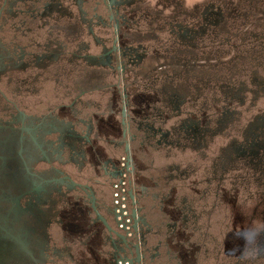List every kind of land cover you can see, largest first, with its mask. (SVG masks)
Segmentation results:
<instances>
[{"label":"crops","instance_id":"1","mask_svg":"<svg viewBox=\"0 0 264 264\" xmlns=\"http://www.w3.org/2000/svg\"><path fill=\"white\" fill-rule=\"evenodd\" d=\"M102 1L47 0L46 9L40 11L41 7L31 5V14L25 16L30 2L3 0L2 7L12 4L14 12L8 25L12 41L31 46L30 55L34 56L28 64L18 63L12 68L18 94L20 88L28 93L23 98L24 107L12 102L13 114L17 110L55 131L60 127L74 130L80 139L74 145L64 144L60 156L51 145L48 150L43 147L50 152L47 157H41L38 148L27 157L33 177L50 189L48 209L62 221V233L53 235L46 244V259L39 261L38 254L32 253L34 264H113L117 252L128 255V250L110 239L92 210L94 204L100 214L107 211L111 184L125 155L135 167L140 224L147 233L143 239L147 247L144 264H158L159 260L167 264L165 259L182 264L177 255L180 246H172L171 239L162 244L160 228L167 238L174 234L169 208L174 206L171 199L177 196L179 185L174 192L171 183L186 175L190 166L175 159L174 152L206 141V124L205 132L198 136L191 132L193 127L184 131L188 124L180 119L185 102L195 98L194 67L202 57L205 63L212 61V55L221 58L219 53L228 45V36L249 32L251 26L245 20L253 18L255 22L262 0H220L224 10L215 0L201 5L188 0L193 5L184 10L180 0H115L117 12L125 19L120 38L139 60L140 70L130 79L110 70V26L104 21L107 15ZM245 1L252 4V10L245 9ZM220 10L224 14L217 16ZM202 41L208 50L204 56L200 53ZM165 43L168 51L158 50ZM31 68L36 72L22 74ZM166 68L179 80L167 79ZM140 178H145L146 184H141ZM55 179L64 182L50 185ZM158 183H167L164 191L157 189ZM56 188L60 190H52ZM164 212L170 219L162 225ZM187 244L183 247L194 264L199 259L198 250L191 251ZM194 247L195 243L191 245ZM202 260L206 264L205 255Z\"/></svg>","mask_w":264,"mask_h":264},{"label":"rangeland","instance_id":"2","mask_svg":"<svg viewBox=\"0 0 264 264\" xmlns=\"http://www.w3.org/2000/svg\"><path fill=\"white\" fill-rule=\"evenodd\" d=\"M195 1V5H201L207 0ZM215 2L222 4L220 8L223 10L226 8L220 0ZM106 4L105 12L107 6H112L110 0H106ZM178 4L183 10L193 5L188 0H180ZM242 4L246 10L253 8L247 1ZM2 5L3 0H0V9ZM4 8L11 6L6 3ZM259 9L255 22L253 18L245 20L251 26L246 27L249 32L233 38L228 36V45L219 53L221 58L216 59L212 55V61L205 63L202 57L194 67L195 98L185 102L180 119L188 124L184 131L193 127L191 132L198 136L205 132L206 124V145L200 144L187 151L180 147V151L174 152H177L175 159H179L181 164L186 161L190 166L186 175H180L171 183L174 188L179 185L177 196L173 195L171 199L175 207L169 208L174 220V234L167 238L168 235H164L160 228L162 244L166 245L171 239L172 246H180L177 255L181 257L182 264H193L183 247L187 243L191 251L198 250L199 259L197 257L194 264H204V255L206 264H264V0L260 2ZM119 17L123 18L122 13H118V23L115 24L116 49L119 51L112 56L110 70L119 77L127 75L130 79L140 70L139 60L134 58V54L133 57L127 55L131 53L126 52L129 45L120 38L125 22ZM104 21L110 26L107 47H111L115 39L113 24H109L107 16ZM6 25L3 37L10 44L11 28ZM167 47L165 43L158 50L166 52ZM200 50L203 56L208 53L203 41ZM36 70L31 68L22 74L35 73ZM12 71L9 69L1 73L4 75L0 74V119L11 117L14 111L12 102L24 107L23 98L28 96L22 92L26 88H20L18 94ZM165 71L167 79L172 82L179 80L172 75V69L166 68ZM18 73L14 72V75ZM139 181L146 184L145 178ZM134 182H137L136 176ZM134 185L137 191L136 183ZM166 185L158 183L157 189L162 192ZM174 188L172 190L176 192L177 188ZM162 216H165L162 218L164 225L170 218L165 212ZM180 241L182 243L179 244ZM194 243L196 247L191 248ZM147 256L150 255L147 253ZM163 261L175 264L173 259ZM161 263L159 260L158 264Z\"/></svg>","mask_w":264,"mask_h":264},{"label":"flooded vegetation","instance_id":"3","mask_svg":"<svg viewBox=\"0 0 264 264\" xmlns=\"http://www.w3.org/2000/svg\"><path fill=\"white\" fill-rule=\"evenodd\" d=\"M27 1L28 3L30 2V5L25 7L27 10L25 16L31 14L33 10L32 6L34 8L41 7L42 10L40 11H43L47 7V0ZM103 2L104 5H107L106 0L101 3ZM110 2L112 6L106 7L107 21L109 24H113L112 31L115 39L107 57H109V62L112 63L113 54L119 51V48L118 51L116 49L117 25H115L118 23L116 19L118 12L114 3L115 0H110ZM10 5L11 8L5 10L4 7H1L2 9H0V23L4 22L2 30H0V74L12 69L18 63L28 64L30 58L32 61L34 60V56L30 55L33 52L31 46H20L15 40V42L12 41V36H10V41H12L10 44L4 41V25L6 23L9 25V21L14 18L12 4ZM121 20L125 22L123 18ZM129 26L130 23L127 21V27ZM128 49L129 47H127L126 52L129 51ZM126 52L123 51L124 54ZM127 55L130 56L132 54L127 53ZM125 111V107H123V129L124 135L127 136L128 129ZM53 131L55 133L49 134V132ZM79 141V136L74 130H66L60 127L58 131H55V129H51L43 123L36 122L33 118L25 117L24 114L17 110H15V113L11 117L5 118V121L0 122V264H34L36 262L32 257V253L34 252L38 254L39 261L46 259V244L49 245L48 240L53 235L58 236L62 233V221L58 218V215H53L48 209L46 200L49 197L48 191L50 189L44 187V184L39 183V179L33 177L26 160L27 157L29 158L35 153L36 148L40 150L41 157H47L46 155L50 152L44 151L43 147L48 150L52 145L55 147L56 154L60 156L59 153L64 144L74 145ZM123 165L125 167L127 165L130 166L132 170L130 179L131 194L128 203L133 218L132 235L127 236L118 229L112 198L105 214H100L96 207V211L93 210V206L92 210L98 221L103 224L96 212L103 217L107 225L114 231L110 232L104 226L107 235L111 236L110 239L115 241L117 246L128 250V255H124L122 251L117 252L113 257V261L118 256H131L138 264H143L145 255V243L143 239L147 233L140 224L141 217L139 214L138 197L134 185L135 167L127 158V155H125L118 165L115 180L124 170ZM19 175L22 179H19ZM62 182L64 180L55 179L50 185H61ZM66 187L72 189L71 185H66ZM52 190L58 191L60 189L56 188ZM43 191H46V193Z\"/></svg>","mask_w":264,"mask_h":264},{"label":"built area","instance_id":"4","mask_svg":"<svg viewBox=\"0 0 264 264\" xmlns=\"http://www.w3.org/2000/svg\"><path fill=\"white\" fill-rule=\"evenodd\" d=\"M121 175L113 182L111 189L112 202L115 209V218L118 229L127 236L132 235V211L128 206L130 201V179L132 170L130 166L123 165ZM135 217V215H134ZM113 264H138L131 256H118L113 261Z\"/></svg>","mask_w":264,"mask_h":264},{"label":"water","instance_id":"5","mask_svg":"<svg viewBox=\"0 0 264 264\" xmlns=\"http://www.w3.org/2000/svg\"><path fill=\"white\" fill-rule=\"evenodd\" d=\"M93 208H94V210L96 211L94 205H93ZM96 214H97V216L99 217V219L103 222V224H104V226L107 228V230L110 231V232H114V231H113V230L107 225V223L105 222V220L103 219V217H101V215H99L98 212H96ZM115 234H116V233H115ZM116 235H117V234H116Z\"/></svg>","mask_w":264,"mask_h":264}]
</instances>
